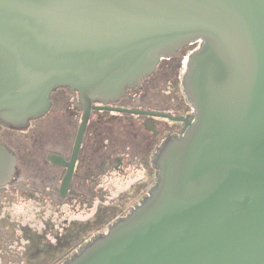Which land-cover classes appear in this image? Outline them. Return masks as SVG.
<instances>
[{"label": "water", "instance_id": "water-1", "mask_svg": "<svg viewBox=\"0 0 264 264\" xmlns=\"http://www.w3.org/2000/svg\"><path fill=\"white\" fill-rule=\"evenodd\" d=\"M192 45L191 119L105 107ZM60 87L83 113L72 161L50 157L69 168L63 191L92 110L186 123L140 203L61 264H264V0H0V125L27 130ZM15 170L0 144V185Z\"/></svg>", "mask_w": 264, "mask_h": 264}, {"label": "flooded vegetation", "instance_id": "flooded-vegetation-1", "mask_svg": "<svg viewBox=\"0 0 264 264\" xmlns=\"http://www.w3.org/2000/svg\"><path fill=\"white\" fill-rule=\"evenodd\" d=\"M197 46L182 48L172 58L163 59L156 71L142 81L140 88L128 90L127 96L105 107L167 113L191 119L193 108L183 95L181 76L188 54ZM76 97L78 92L60 87L51 94L52 106L47 115L31 122L27 130H11L0 125V144L16 158L12 180L0 185V241H5L6 245L21 243L16 237L14 225H7L9 218L3 214L21 197L35 201L42 207L46 201L57 207L96 206L99 211L97 216L94 214L90 218H97V222L90 227L94 232L89 236L79 233L80 230L85 232L83 226L74 231L68 226L63 228L62 233L55 232L54 242H46L47 245L41 243L40 236L37 241L33 240V236H24L28 243L24 246L23 254L9 248L6 250L8 256L17 257V261L23 260L21 264H61L96 235L105 233L119 217L128 214L155 184L156 170L152 157L156 149L168 136L181 135L186 126L184 121L159 116L121 113L110 109L92 110L74 162L71 181L63 191V180L69 168L52 161L50 157L55 156L63 162L72 161L83 117L82 111L75 108ZM50 114V120L35 125L46 120ZM111 124L115 126L113 130L108 129ZM139 166L151 174L152 185L145 188V185L138 183L139 190L134 185L138 191L133 193L134 197L130 195L132 200L130 197L125 201L122 198L106 206L108 190L98 180L107 178L112 172L124 175L128 169ZM105 209L118 212L108 219L109 214ZM26 258L28 261H25Z\"/></svg>", "mask_w": 264, "mask_h": 264}, {"label": "rangeland", "instance_id": "rangeland-1", "mask_svg": "<svg viewBox=\"0 0 264 264\" xmlns=\"http://www.w3.org/2000/svg\"><path fill=\"white\" fill-rule=\"evenodd\" d=\"M51 117L52 114H50L46 120L39 121L35 125L47 122ZM108 127L109 130H113L115 126L111 124L108 125ZM30 134H32V132ZM98 181H101L102 186L106 187L108 190L107 206L112 201H120L122 198L124 201L129 199V197L132 200L130 195L137 193L139 190L138 183L148 188L152 185L153 178L151 174L144 171L143 167L139 166V168L135 167L128 169L127 173L124 175L118 172H112L107 178H103V180L99 179ZM134 185L138 190L135 189ZM134 196L135 195H133V197ZM74 206V208L71 206H51L49 202L45 201L42 207L37 205L35 201L25 200L24 197L19 198L8 210L3 211V214L9 218L6 224L14 225L16 237L18 240H21V243L15 244L12 242L11 245H6L5 241H0V264H8L9 262V264L22 263L23 260L17 261V257L8 256L6 250L9 248L11 251H17L20 255L23 254L24 246L28 243L26 238H24L26 235L33 236L34 241H37L36 239L40 236L39 239L42 241L41 243L45 245H47L48 242H54L53 237L55 236V232L62 233L63 228L68 226H70L73 231L83 226L85 232L80 230L79 233L83 236L91 235L94 230L90 229V227L97 222V218L92 220H90V218L94 214V216H97L99 212L97 211L98 208L96 206L90 207L87 205ZM105 211L109 214L108 219L115 216L118 212L108 209H105ZM72 234H74V232H72ZM25 261H28V259L26 258Z\"/></svg>", "mask_w": 264, "mask_h": 264}]
</instances>
